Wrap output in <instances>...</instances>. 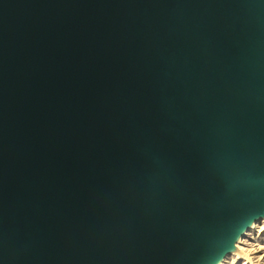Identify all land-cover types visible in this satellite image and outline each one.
I'll list each match as a JSON object with an SVG mask.
<instances>
[{
    "label": "water",
    "instance_id": "water-1",
    "mask_svg": "<svg viewBox=\"0 0 264 264\" xmlns=\"http://www.w3.org/2000/svg\"><path fill=\"white\" fill-rule=\"evenodd\" d=\"M264 215V0H0V264H210Z\"/></svg>",
    "mask_w": 264,
    "mask_h": 264
},
{
    "label": "bare ground",
    "instance_id": "bare-ground-1",
    "mask_svg": "<svg viewBox=\"0 0 264 264\" xmlns=\"http://www.w3.org/2000/svg\"><path fill=\"white\" fill-rule=\"evenodd\" d=\"M258 221L261 222V226L256 225ZM255 227H260L259 231L264 230V215H256L246 221L234 234L225 249L210 264H234L236 258L242 256L245 257L244 264H264V254H258L262 247L253 249L246 247L250 237L255 234L251 232ZM229 256L231 258L226 261Z\"/></svg>",
    "mask_w": 264,
    "mask_h": 264
},
{
    "label": "rangeland",
    "instance_id": "rangeland-1",
    "mask_svg": "<svg viewBox=\"0 0 264 264\" xmlns=\"http://www.w3.org/2000/svg\"><path fill=\"white\" fill-rule=\"evenodd\" d=\"M256 225L261 226V222L258 221V223ZM259 228L260 227H258V228L255 227L251 231V232H254L255 234H253L252 237H250L249 242H248L249 244L246 247H250L251 249L257 248V247H262L258 254L263 255L264 254V230L259 231ZM246 237H247V235L245 236V238ZM227 258H226V261L229 260L231 258V256H229ZM244 261H245V257L242 256L240 258H236L234 264H244Z\"/></svg>",
    "mask_w": 264,
    "mask_h": 264
}]
</instances>
